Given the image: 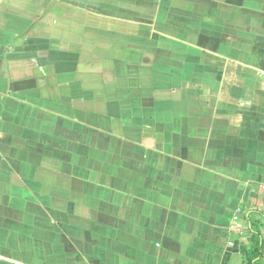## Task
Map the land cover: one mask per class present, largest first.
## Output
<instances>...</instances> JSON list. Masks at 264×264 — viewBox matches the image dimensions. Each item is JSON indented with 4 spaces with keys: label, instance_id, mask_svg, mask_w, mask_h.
<instances>
[{
    "label": "crops",
    "instance_id": "1",
    "mask_svg": "<svg viewBox=\"0 0 264 264\" xmlns=\"http://www.w3.org/2000/svg\"><path fill=\"white\" fill-rule=\"evenodd\" d=\"M253 232L264 0H0V264H246Z\"/></svg>",
    "mask_w": 264,
    "mask_h": 264
},
{
    "label": "trees",
    "instance_id": "2",
    "mask_svg": "<svg viewBox=\"0 0 264 264\" xmlns=\"http://www.w3.org/2000/svg\"><path fill=\"white\" fill-rule=\"evenodd\" d=\"M249 241L250 246L246 249V264H264V238L253 232Z\"/></svg>",
    "mask_w": 264,
    "mask_h": 264
}]
</instances>
